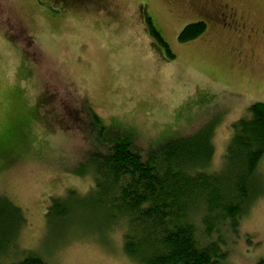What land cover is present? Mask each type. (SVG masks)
I'll return each mask as SVG.
<instances>
[{
	"label": "rangeland",
	"instance_id": "374dc122",
	"mask_svg": "<svg viewBox=\"0 0 264 264\" xmlns=\"http://www.w3.org/2000/svg\"><path fill=\"white\" fill-rule=\"evenodd\" d=\"M50 3L0 0V141L17 133L15 121L26 129L13 161H0V196L27 221L6 263L32 251L48 264H138L124 250V236L143 237L144 225L121 217L113 196L105 204L89 193L92 156L103 145L92 111L104 140L130 135L143 156L209 131L215 151L207 168L220 169L234 122L264 102V1L240 2L243 33L206 20L187 0H97L53 13ZM147 17L174 58L151 37ZM201 19L207 30L181 42L185 24ZM259 173L262 193L238 231H226L220 264L264 259V158ZM70 188L77 193L67 195ZM51 197L68 199L67 216L46 217Z\"/></svg>",
	"mask_w": 264,
	"mask_h": 264
},
{
	"label": "trees",
	"instance_id": "16d2710c",
	"mask_svg": "<svg viewBox=\"0 0 264 264\" xmlns=\"http://www.w3.org/2000/svg\"><path fill=\"white\" fill-rule=\"evenodd\" d=\"M147 27L166 57L174 58L152 17H147ZM207 28L205 20H196L185 24L178 37L181 42L194 40ZM248 109L234 122L223 164L213 172L207 168L215 151L211 132L170 140L143 156L130 135L104 140L102 120L92 111L99 129L96 139H102L103 145L102 152L92 156L95 166L89 174L95 182L89 193L97 191L99 202L105 204L113 196L114 203L122 206L117 209L121 217L144 225L143 237L135 238L131 232L124 236V250L138 264H220L227 257L226 231H238L241 219L262 193L257 182L264 158V102L256 101ZM14 124L18 134L12 130L0 141V161L7 164L26 133L20 122ZM76 193L70 188L67 195ZM71 207L68 199L51 197L46 217L60 219ZM26 222L25 211L0 196V264H7V250L15 246ZM13 264L48 263L28 251Z\"/></svg>",
	"mask_w": 264,
	"mask_h": 264
},
{
	"label": "flooded vegetation",
	"instance_id": "af4514ba",
	"mask_svg": "<svg viewBox=\"0 0 264 264\" xmlns=\"http://www.w3.org/2000/svg\"><path fill=\"white\" fill-rule=\"evenodd\" d=\"M95 1L97 0H51L50 5L57 8L49 10L52 13L53 11L61 12L62 9H66V7L68 8V6L76 3L91 5L92 2ZM241 1L245 2V4L246 2H250V0H217V2L215 0H187V3L190 7L199 9L203 15H207L208 18L205 17L206 20L208 19L210 22L219 25L227 32L236 31L237 33H243L247 31V29H245L246 25L242 20L244 14L242 12ZM57 4L61 6L58 7ZM247 9H250V7H247ZM251 30L254 31V28H251L249 31Z\"/></svg>",
	"mask_w": 264,
	"mask_h": 264
}]
</instances>
